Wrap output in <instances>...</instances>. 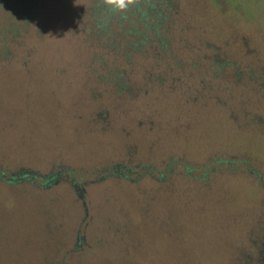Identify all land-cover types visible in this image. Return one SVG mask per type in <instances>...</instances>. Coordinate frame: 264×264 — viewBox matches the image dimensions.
<instances>
[{
    "label": "rangeland",
    "instance_id": "1",
    "mask_svg": "<svg viewBox=\"0 0 264 264\" xmlns=\"http://www.w3.org/2000/svg\"><path fill=\"white\" fill-rule=\"evenodd\" d=\"M100 1L0 0V264H264V0Z\"/></svg>",
    "mask_w": 264,
    "mask_h": 264
},
{
    "label": "trees",
    "instance_id": "2",
    "mask_svg": "<svg viewBox=\"0 0 264 264\" xmlns=\"http://www.w3.org/2000/svg\"><path fill=\"white\" fill-rule=\"evenodd\" d=\"M102 6L103 3L100 1L91 9L94 11L93 13L95 15L98 14L95 16L96 19L101 16L100 14L106 12L107 21H112L115 24V27L120 28V36L123 37L124 35H132V39L130 41H126H128L129 45L133 44L135 48H137V45L140 46L142 44H149L147 43L148 38L151 36L154 37L159 29L166 24L170 12V2L168 0H137L136 4L130 7L129 10L123 14H114L109 9L103 8ZM127 20L134 21L145 26L146 29H148V32L150 31L152 35L147 32L139 31L137 28H126L125 26L129 23V21L126 23ZM102 26L106 27L105 25ZM148 34L151 36H148Z\"/></svg>",
    "mask_w": 264,
    "mask_h": 264
},
{
    "label": "clouds",
    "instance_id": "3",
    "mask_svg": "<svg viewBox=\"0 0 264 264\" xmlns=\"http://www.w3.org/2000/svg\"><path fill=\"white\" fill-rule=\"evenodd\" d=\"M137 0H102L103 5L114 14L126 13Z\"/></svg>",
    "mask_w": 264,
    "mask_h": 264
},
{
    "label": "flooded vegetation",
    "instance_id": "4",
    "mask_svg": "<svg viewBox=\"0 0 264 264\" xmlns=\"http://www.w3.org/2000/svg\"><path fill=\"white\" fill-rule=\"evenodd\" d=\"M46 182V183H45ZM49 183H52V181L50 182L49 180L44 181V184L47 186Z\"/></svg>",
    "mask_w": 264,
    "mask_h": 264
}]
</instances>
